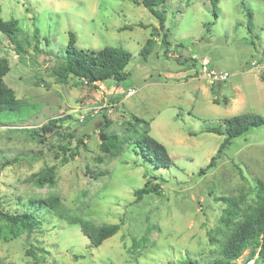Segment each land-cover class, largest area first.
Instances as JSON below:
<instances>
[{"label": "rangeland", "instance_id": "obj_1", "mask_svg": "<svg viewBox=\"0 0 264 264\" xmlns=\"http://www.w3.org/2000/svg\"><path fill=\"white\" fill-rule=\"evenodd\" d=\"M141 1L0 0V17L19 21L26 50L19 55L0 31V60L10 65L5 82L21 101L0 114V204L14 211L53 195L65 213L46 211L43 226L31 233L2 221L0 264H212L235 221L256 204L264 125L235 138L215 166L202 169L225 139L206 126L243 113L264 116V0H220L216 11L211 0H166L157 6L165 28L147 58L141 51L160 22ZM70 31L80 48L129 50L128 78L92 85L58 80L53 70ZM203 57L229 78L212 82L200 70ZM135 115L169 150V167L135 152L134 138L146 128ZM54 118L62 126L44 142L20 131L41 132ZM111 133L123 144L106 153L100 145ZM42 175L55 184L38 185ZM150 176L162 183L161 193L138 200L135 192ZM221 196L238 203L230 222L223 221L228 205ZM70 218L121 228L93 246ZM41 248L47 253L37 260L30 251L41 255ZM259 250L250 257L248 248L237 264L257 260Z\"/></svg>", "mask_w": 264, "mask_h": 264}, {"label": "trees", "instance_id": "obj_2", "mask_svg": "<svg viewBox=\"0 0 264 264\" xmlns=\"http://www.w3.org/2000/svg\"><path fill=\"white\" fill-rule=\"evenodd\" d=\"M166 0H142V4L159 19L160 26L151 25V36L147 39L141 54L147 58L153 46L156 44V37L159 35L161 28H165L166 15L164 10L157 8L158 5L164 3ZM220 0H211V5L216 11ZM145 26V25H143ZM150 27V25L148 26ZM146 26V28H148ZM22 28L19 21L15 18L5 20L0 17V31L5 33L9 40L14 44L15 50L19 55L26 52L22 41H20V34ZM168 33H164V42L167 41ZM77 35L70 31V38L66 46L65 52L62 56H57L56 66L53 74L61 82H66L70 78H75L77 83H106L113 80L117 83L128 78L130 72L126 70L128 64L132 60V53L121 46L106 45L100 49L94 48H80L76 45ZM10 71V65L7 59L0 60V114L5 111H15L21 107V101L16 96L14 90L7 86L5 77ZM104 119L108 120V115H103ZM90 117H87L89 120ZM136 122L143 123L145 129L139 132L134 138L135 152L141 153L144 158L152 163L157 168L169 167L173 161L167 147L158 139L149 134V122L138 116L133 117ZM85 117L81 123H85ZM60 123V125H58ZM62 118H54L49 123L37 131L35 128L20 129L29 137L35 140L44 142L49 136V133L54 132L55 129L61 125ZM264 125V116L254 113H243L226 117L218 125L206 126V131L214 132L220 135H225L224 141L221 143L219 150L211 159L209 165L202 169L203 171L215 166L217 158L221 157L233 140L241 135L248 133L255 127ZM14 131H18L15 129ZM44 133V134H43ZM83 142V139H79ZM123 142L116 134H105V139L101 142V149L103 152L111 153L119 149ZM74 155V153H73ZM68 158H64V162ZM1 170V168H0ZM50 173L54 172V168L48 169ZM37 184L43 186L48 182L51 185L55 184V179L52 175H42L37 179ZM256 204L252 206L239 221H235L233 229L221 244L220 256L215 258L212 264H237V259L250 248V257L256 254L257 248H260L257 255V260L254 264H264V180L258 178L256 180ZM162 190V183L155 181V178L149 177L143 187L136 190L138 200H141L150 193L160 194ZM20 198V197H19ZM219 200H224L228 207L225 210L223 221L230 222L237 214L238 203L228 197H219ZM25 206V207H24ZM23 208L17 207L14 211L4 210L0 204V235L3 232L2 221H5L14 231L19 228L27 230L29 233L33 232L35 228L43 226L46 215L45 212L50 209L56 214L65 216L62 203L57 196H49L40 199H32L24 204ZM71 222H79L83 233L89 237L93 246L101 245L106 239L114 236L121 228L120 223H114L104 226L96 225L94 222L84 218H70ZM42 253L37 255L34 250L31 254L37 260H41L47 253L44 248L39 249ZM185 264H199L193 259H187Z\"/></svg>", "mask_w": 264, "mask_h": 264}, {"label": "built area", "instance_id": "obj_3", "mask_svg": "<svg viewBox=\"0 0 264 264\" xmlns=\"http://www.w3.org/2000/svg\"><path fill=\"white\" fill-rule=\"evenodd\" d=\"M200 70L201 72L208 75L212 82L219 81V80H227L230 76L228 71L218 70L211 64V60L208 57H203L200 61ZM131 93V91L129 92ZM255 261L254 258H250L247 261V264H253Z\"/></svg>", "mask_w": 264, "mask_h": 264}, {"label": "water", "instance_id": "obj_4", "mask_svg": "<svg viewBox=\"0 0 264 264\" xmlns=\"http://www.w3.org/2000/svg\"><path fill=\"white\" fill-rule=\"evenodd\" d=\"M103 139H104V137H103Z\"/></svg>", "mask_w": 264, "mask_h": 264}]
</instances>
